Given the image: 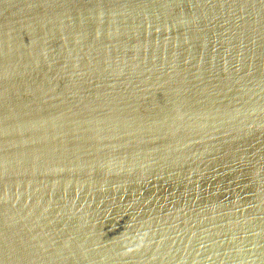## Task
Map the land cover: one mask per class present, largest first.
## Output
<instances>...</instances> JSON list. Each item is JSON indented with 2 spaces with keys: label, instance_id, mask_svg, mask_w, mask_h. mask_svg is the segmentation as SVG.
I'll list each match as a JSON object with an SVG mask.
<instances>
[{
  "label": "water",
  "instance_id": "obj_1",
  "mask_svg": "<svg viewBox=\"0 0 264 264\" xmlns=\"http://www.w3.org/2000/svg\"><path fill=\"white\" fill-rule=\"evenodd\" d=\"M0 264H264V0H0Z\"/></svg>",
  "mask_w": 264,
  "mask_h": 264
}]
</instances>
